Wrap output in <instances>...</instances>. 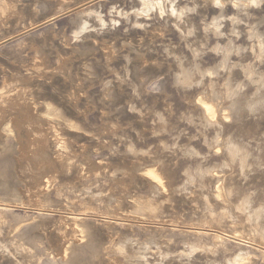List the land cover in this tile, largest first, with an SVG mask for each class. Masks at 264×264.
<instances>
[{"label": "rangeland", "instance_id": "rangeland-1", "mask_svg": "<svg viewBox=\"0 0 264 264\" xmlns=\"http://www.w3.org/2000/svg\"><path fill=\"white\" fill-rule=\"evenodd\" d=\"M0 264H264V0H0Z\"/></svg>", "mask_w": 264, "mask_h": 264}]
</instances>
